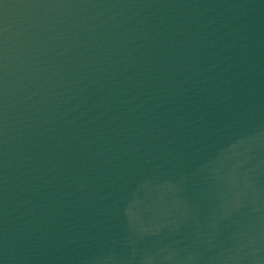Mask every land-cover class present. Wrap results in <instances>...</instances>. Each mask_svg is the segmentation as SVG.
Here are the masks:
<instances>
[{
    "label": "water",
    "instance_id": "water-1",
    "mask_svg": "<svg viewBox=\"0 0 264 264\" xmlns=\"http://www.w3.org/2000/svg\"><path fill=\"white\" fill-rule=\"evenodd\" d=\"M0 264H264V0H0Z\"/></svg>",
    "mask_w": 264,
    "mask_h": 264
}]
</instances>
